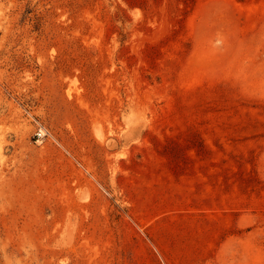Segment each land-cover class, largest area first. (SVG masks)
Listing matches in <instances>:
<instances>
[{
  "label": "rangeland",
  "instance_id": "obj_1",
  "mask_svg": "<svg viewBox=\"0 0 264 264\" xmlns=\"http://www.w3.org/2000/svg\"><path fill=\"white\" fill-rule=\"evenodd\" d=\"M0 264H264V0H0Z\"/></svg>",
  "mask_w": 264,
  "mask_h": 264
},
{
  "label": "built area",
  "instance_id": "obj_2",
  "mask_svg": "<svg viewBox=\"0 0 264 264\" xmlns=\"http://www.w3.org/2000/svg\"><path fill=\"white\" fill-rule=\"evenodd\" d=\"M34 134L36 135L37 138H41L46 134V131L38 130V131H35Z\"/></svg>",
  "mask_w": 264,
  "mask_h": 264
}]
</instances>
